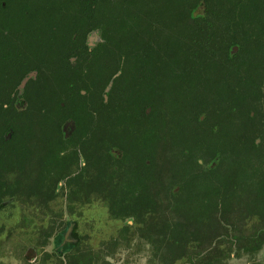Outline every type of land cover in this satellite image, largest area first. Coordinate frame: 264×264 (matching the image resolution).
Here are the masks:
<instances>
[{
	"label": "trees",
	"instance_id": "obj_1",
	"mask_svg": "<svg viewBox=\"0 0 264 264\" xmlns=\"http://www.w3.org/2000/svg\"><path fill=\"white\" fill-rule=\"evenodd\" d=\"M1 12L0 137L21 121L13 93L37 71L23 90L39 109L32 132L63 140L72 118L94 135V177H77L82 194L69 181L68 198L99 201L125 224L107 250L124 238L149 246L151 264H264L254 260L264 252V0H0ZM3 144L0 154L25 156L24 143ZM65 148L38 143L39 179L0 159V211L7 201L53 212L67 196L54 174L68 171ZM68 224L47 257L111 264L81 240L63 245Z\"/></svg>",
	"mask_w": 264,
	"mask_h": 264
},
{
	"label": "rangeland",
	"instance_id": "obj_2",
	"mask_svg": "<svg viewBox=\"0 0 264 264\" xmlns=\"http://www.w3.org/2000/svg\"><path fill=\"white\" fill-rule=\"evenodd\" d=\"M28 211L19 203L1 209L0 264H57L56 259L47 254L54 255L57 229L62 228L60 225L66 220L77 223L73 238H70L74 243L81 240V247L93 248L96 253L105 255L111 264H151L149 246L140 245L138 241L128 248L125 239L120 238L119 245L106 249V243L117 238L125 224L112 220L108 208L99 201L83 207L77 204L76 209L69 210L60 200L54 204L50 216H43L46 221L39 220V212ZM251 260L247 256H232L227 264H252ZM254 260L263 261L264 252Z\"/></svg>",
	"mask_w": 264,
	"mask_h": 264
},
{
	"label": "flooded vegetation",
	"instance_id": "obj_3",
	"mask_svg": "<svg viewBox=\"0 0 264 264\" xmlns=\"http://www.w3.org/2000/svg\"><path fill=\"white\" fill-rule=\"evenodd\" d=\"M45 3L48 2H56V1H60V0H42ZM2 12L0 13V21L3 20L2 17L4 15H1ZM99 40V36L96 35V33H92L89 37V46L92 48L94 47V45L96 44V42ZM9 45H5V46H1L4 49H7ZM235 50H237V48H235ZM71 61L73 63L76 62V59H71ZM37 75L38 72L37 71H32L29 73L28 77L21 83L20 87V91L19 94L13 93V97L16 98L15 101V110L17 112V115L19 117V119H21L20 122H17V124L15 125V129L13 127H9L5 133L0 137V140H2V142H4L5 144H3V148L9 149L10 147H12L13 149L17 150L19 149V145L21 143H24V148L21 147V149L24 151L25 150V156L23 158H13L11 159V155L8 154H0V159H2L1 161H7L9 160L10 162H21L24 163L25 167H26V171L25 174L27 176V178L29 179H39L42 177H46V172L41 171V169L43 167H38V163L37 161L41 160L42 158L40 156H38L37 154H33V151L35 153L38 152L37 146L38 143L40 145V149H42L43 151L46 150H57V149H61L64 146L66 147L65 149H63L62 151H60L61 156L63 157L64 160L68 161V171L66 172H56L54 174L57 175V177L60 176V180L58 181V192L62 193V191L64 189H66L65 191H63V193H65L67 196H59L56 201H54L51 205L53 206L54 209V204L58 203L60 200H62L63 205L66 206L67 209L72 210L73 208L76 209L77 204L80 203L79 201H75L73 200L72 202H70L69 200V194H71L70 191H68V185H69V181H72V186L74 188H78L80 187L79 193L78 194H82V193H86V187L83 185L82 187L80 186V184H78L77 182H75L77 179V177H79L81 174H84V176L86 178H88L89 180H92L94 177V167L91 166L88 160H92L94 161V157H95V139L93 138L94 135L91 131V129L87 128H80L77 123L72 119L69 118L64 124L63 126L61 125V134L63 136V140H48L49 135H57L58 133L55 132L53 129H48L45 131H42V128H39L41 126L38 125L35 128H39L40 132H37V130H34L32 132V127L30 125L32 117H35L39 114V109L37 108H33L31 107V103L30 100L26 99V96H31L33 91L32 90H27V91H23L27 85V82L34 78L37 79ZM158 89V86H157ZM156 91V90H155ZM157 94V98L159 97L158 91L155 92ZM84 95H86L85 92H83ZM59 112H63V111H59ZM41 115H45L47 116L45 110L41 109ZM15 119H16V115ZM237 124V123H236ZM7 125V124H6ZM128 126V125H126ZM135 127V126H134ZM137 127V126H136ZM158 127V125H157ZM47 129V128H46ZM50 131V132H49ZM110 131H107L106 133V137L110 140V141H106L107 143L111 142V138L112 135L110 134ZM93 135V137H92ZM159 136V133H158ZM60 138V137H59ZM17 143V144H15ZM113 152L119 153L118 149H113ZM87 158H86V156ZM0 161V162H1ZM200 164L204 165L203 160H200ZM59 170L62 171L63 168L60 165L59 166ZM87 176H86V175ZM62 190V191H61ZM93 192V189L92 191ZM92 194V193H91ZM90 194V195H91ZM7 201L3 202L2 204H4V208L9 206L10 204ZM20 204V203H19ZM90 204V203H88ZM22 205V204H20ZM23 207L29 211H32L33 214H36V212H39V220L43 221V216H50L52 214V212L50 211H45L46 209H44L46 207V203L43 202L41 205L37 204V203H29V204H24ZM83 207V206H81ZM2 208V209H4ZM28 211V212H29ZM38 217V216H37ZM26 218V216L24 217V219ZM46 221V220H44ZM28 223V222H27ZM69 223L68 229L64 234V242L63 245H66L67 243H74V241H72L70 238H73L72 235L75 231V228H77V223L76 221H71V220H66L65 224H62L60 226H66V224ZM35 224V223H34ZM55 242V240H54Z\"/></svg>",
	"mask_w": 264,
	"mask_h": 264
}]
</instances>
